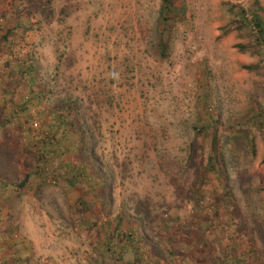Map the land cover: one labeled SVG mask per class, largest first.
I'll list each match as a JSON object with an SVG mask.
<instances>
[{"label": "rangeland", "instance_id": "obj_1", "mask_svg": "<svg viewBox=\"0 0 264 264\" xmlns=\"http://www.w3.org/2000/svg\"><path fill=\"white\" fill-rule=\"evenodd\" d=\"M161 3L0 0V264H264V0Z\"/></svg>", "mask_w": 264, "mask_h": 264}, {"label": "trees", "instance_id": "obj_2", "mask_svg": "<svg viewBox=\"0 0 264 264\" xmlns=\"http://www.w3.org/2000/svg\"><path fill=\"white\" fill-rule=\"evenodd\" d=\"M239 10H241L240 13H238V23H244L247 19V12L244 9V7H239ZM185 14H186V7L180 6L176 3V0H162L161 3V7L159 10V41H158V47L160 49L161 55L163 57H167L169 55V49H170V36L167 35V31L170 28L171 22L173 21H179V20H183L185 18ZM255 23V25L259 28V35L261 36V38H263L264 40V19L263 17L258 13H255V15L253 16V19L251 20ZM23 74L21 77L22 82L26 83V85H29L30 82L32 83V80L34 79V69L35 66L30 63L29 65H27L26 67L23 68ZM33 84V83H32ZM32 86V85H31ZM64 114H59V117H62L60 119V124H68V122L65 119ZM211 127V129L213 128V132L211 135V140H210V149L208 152V156H207V161L205 162V164H203L202 166H200L198 168V174H197V178H196V185L197 186H202L206 183V181L210 178V175H215L216 178H219L221 180H225V169L223 167L222 164V160H221V145H220V135L217 131L216 127H212V124H206V125H200L198 127V132L199 133H207L209 127ZM253 146V144H252ZM44 148L42 149V152L44 154H46L45 152H47V150H49L47 144H44L43 146ZM52 151V150H51ZM48 153H52V152ZM253 151L255 152V149H253ZM55 153H52V156ZM45 163V162H44ZM38 174H41L43 176H45V171H40V173L38 172ZM89 176V174H87ZM29 177L30 175L27 174L25 179H24V184H26L27 182H29ZM75 182V181H73ZM76 183V182H75ZM119 228L116 227V230L113 232V234L109 235V238L107 239L106 243H108V246L106 247L105 251L107 253H109L111 251V247L110 244L114 241V235L116 236H120L119 233ZM122 236L126 239H128V244L132 243L131 241V234L128 233H122ZM117 238V237H116ZM121 241V238L117 239V242ZM102 251L100 254H97V259H94V264H105V260H106V254Z\"/></svg>", "mask_w": 264, "mask_h": 264}]
</instances>
